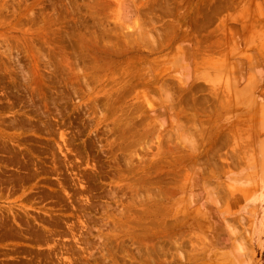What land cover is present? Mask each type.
<instances>
[{
    "label": "rangeland",
    "instance_id": "1",
    "mask_svg": "<svg viewBox=\"0 0 264 264\" xmlns=\"http://www.w3.org/2000/svg\"><path fill=\"white\" fill-rule=\"evenodd\" d=\"M0 264H264V0H0Z\"/></svg>",
    "mask_w": 264,
    "mask_h": 264
},
{
    "label": "bare ground",
    "instance_id": "2",
    "mask_svg": "<svg viewBox=\"0 0 264 264\" xmlns=\"http://www.w3.org/2000/svg\"><path fill=\"white\" fill-rule=\"evenodd\" d=\"M196 156V155H195Z\"/></svg>",
    "mask_w": 264,
    "mask_h": 264
}]
</instances>
